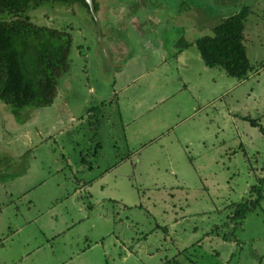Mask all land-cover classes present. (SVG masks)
Here are the masks:
<instances>
[{"label":"rangeland","instance_id":"374dc122","mask_svg":"<svg viewBox=\"0 0 264 264\" xmlns=\"http://www.w3.org/2000/svg\"><path fill=\"white\" fill-rule=\"evenodd\" d=\"M102 2L110 59L85 6L41 9L38 24L72 33L70 70L49 106L18 114L0 101V264H264V199L242 227H223L264 180V0ZM245 7V81L182 72L200 88L152 99L158 87L143 81L179 73L169 63L140 78L146 55L157 66L191 15L208 10L199 34L213 35Z\"/></svg>","mask_w":264,"mask_h":264},{"label":"trees","instance_id":"16d2710c","mask_svg":"<svg viewBox=\"0 0 264 264\" xmlns=\"http://www.w3.org/2000/svg\"><path fill=\"white\" fill-rule=\"evenodd\" d=\"M56 4L83 5L91 13L85 0H0V101L10 105L15 113L27 107L51 105L60 77L70 70L72 33L66 27L40 25L34 20L35 12L53 9ZM95 8L98 13V0H95ZM249 13L250 8L245 7L216 25L213 35L195 40L208 68H220L239 82L254 71L245 44ZM263 199L264 180L252 187L248 198L234 206L223 227H242L247 215ZM231 235L234 236V230L224 237L229 239ZM164 264H178V261L175 258Z\"/></svg>","mask_w":264,"mask_h":264},{"label":"crops","instance_id":"0c3cea01","mask_svg":"<svg viewBox=\"0 0 264 264\" xmlns=\"http://www.w3.org/2000/svg\"><path fill=\"white\" fill-rule=\"evenodd\" d=\"M104 2V1H103ZM103 2L102 4H100V6L103 5ZM105 6H107V12L109 14H113V16L116 18L119 14V12H121V9L118 8V6L116 7H111L109 6V4L105 1ZM111 9L113 10V13H111ZM200 9V8H199ZM203 10V8H202ZM208 10H209V7H208ZM208 10L206 11H200V15H201V19L204 20V17L205 15L208 17L209 13H208ZM190 17H188L187 21L189 20ZM226 17L224 16V18H222L221 20L223 21ZM186 19V17H185ZM202 20H198L197 18V15H191V21L189 23V26L187 25H183V31H182V34L180 35H177L176 39H178L179 43H176V45L172 48H166L163 50L162 52V56L160 59L157 60V66H155L154 68H151V66L149 65V68L150 70H147L146 68V64L147 63H151L153 57L152 56H145L144 58V71L143 74H141L140 78L143 77V76H147L149 73H151V71H157V70H160L161 67H162V70H167L166 66L167 64H171L172 63V66H174L176 69L175 70H178V79L174 77V84L171 83V79L168 77V74L167 72H163V73H160L158 74L157 76H155L154 78H151V80H145L143 81V83L146 84V86L148 88H150L149 91H153L154 88L157 86L158 89L155 93H153V95H155L152 99H155V100H161V99H164V100H169L171 99L172 97L176 96L174 94H170L173 89L176 90V91H179V92H182V91H186V89L188 88V82L190 81L191 83H193V88L194 87H197V88H200L199 87V81L197 80L196 82L192 81V80H186L185 78H182L181 75H182V72H185V74L187 72H191V71H196L198 70V73L201 74V78L204 79L205 76H203L205 74V72H208V70L210 68H208L204 61L202 60L201 56L198 55V53L194 51V48H195V40L198 38V37H201V34L199 33H202L203 30H204V22ZM221 21V22H222ZM185 24H187L186 22H184ZM122 49H124L122 47ZM122 49H119L117 47V45L115 44V47H114V50L113 52L115 53V55H117V64L118 66L124 68L127 66V61H124L123 62V58H121L122 54H121V50ZM189 49L191 50L189 52ZM152 57V58H151ZM165 67V68H164ZM198 75V78L200 77ZM188 77V75H187ZM189 79V78H188ZM163 82L167 83L168 82V87L169 88H166L164 85H163ZM176 83V84H175ZM177 83L179 84L177 86ZM174 86L176 85L177 88H174L172 87V89H170V86ZM185 96V93L182 95V97ZM181 96H179L178 98H180ZM181 97V100L185 101V99H183ZM195 107L193 106L192 109H194Z\"/></svg>","mask_w":264,"mask_h":264},{"label":"water","instance_id":"95a60500","mask_svg":"<svg viewBox=\"0 0 264 264\" xmlns=\"http://www.w3.org/2000/svg\"><path fill=\"white\" fill-rule=\"evenodd\" d=\"M85 2L89 5L91 14H92V16L94 17V19H95V21L97 23L98 35H99V40H100L101 46L103 47V50L105 51L106 55L109 58V55H108V53H107V51L105 49L104 42H103L102 27H101L100 19L98 17V13L96 12L95 0H85Z\"/></svg>","mask_w":264,"mask_h":264}]
</instances>
